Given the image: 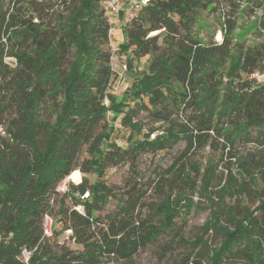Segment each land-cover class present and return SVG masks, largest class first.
<instances>
[{
  "label": "trees",
  "instance_id": "trees-1",
  "mask_svg": "<svg viewBox=\"0 0 264 264\" xmlns=\"http://www.w3.org/2000/svg\"><path fill=\"white\" fill-rule=\"evenodd\" d=\"M102 1L7 0L4 10V0H0V90L9 87L6 95L16 109L6 122V136H0V264H25L20 258L23 249L31 252L27 264L54 261L41 251L45 216L51 218V226L54 220L61 231H70L81 247L80 253L67 252L56 256V261L96 264L106 254L131 262L140 249L175 228L179 205L185 200L180 196L183 189L177 186L186 187L191 179L173 164L167 171L172 179L162 184V189L172 188L170 194L136 224L133 212L142 199L140 190L131 186L126 200L117 198L112 187L99 180L108 164L126 161L134 170L142 152L171 149L179 141L185 142L181 157L186 158L190 149L214 138L210 133L232 145L251 142L256 131L254 141L264 146V86L247 78L264 65V43L232 44L234 17L219 22L220 43L198 38L200 16L215 15L220 0L141 3L123 25V41L118 45L131 80L121 96L109 91L113 76L110 26ZM238 1L257 8L264 2ZM231 4L235 12L238 4ZM62 9L64 15L59 12ZM253 29L262 36L264 22ZM141 58L147 59L146 66L133 73V61ZM44 104L54 110L51 122L41 121ZM179 110H189L184 124L171 119ZM142 111L168 127L159 134L156 127L144 129L135 120ZM116 121L130 132L125 148L110 141ZM258 157L256 161L255 153L238 159L230 155L249 181L251 170L264 169V155ZM88 175L97 180L88 181ZM66 178L75 184L68 183L66 192L58 194L56 188ZM228 181L223 192L239 193L245 186V180L240 187L230 172ZM112 198L120 218H110L103 228L92 231L100 223L97 212ZM67 199L81 212L68 208ZM258 201L240 218L229 214L230 225L222 221L220 211L210 212L203 229L213 231L219 245L203 256L207 264H264V190ZM54 202H58L55 213Z\"/></svg>",
  "mask_w": 264,
  "mask_h": 264
},
{
  "label": "rangeland",
  "instance_id": "rangeland-1",
  "mask_svg": "<svg viewBox=\"0 0 264 264\" xmlns=\"http://www.w3.org/2000/svg\"><path fill=\"white\" fill-rule=\"evenodd\" d=\"M6 2L7 0H4L1 3L4 10L6 9V6H4ZM231 2L238 4V9L235 12ZM52 4V10L55 11L56 1H53ZM57 10H59L58 7ZM59 12L64 15L65 10L62 9ZM216 12L215 15L204 13L200 16L197 23L199 39H202L206 43L211 39L215 43H220L219 22H223L228 17H234L236 30L234 33L235 40L232 41V44L240 41L241 45L249 47L264 43V34L258 36V31L256 32L253 29L254 25L264 22V2L260 8H257L246 1L220 0ZM116 29H118V26ZM113 33L110 34L109 32L108 51L111 55L110 66L113 72L109 91L116 96H121L126 87L129 86L131 80L129 75L127 76L123 72L122 66L126 63L125 55L119 52L118 45L120 41L115 39V34ZM146 60V58H141L138 61H133V73L144 69ZM5 61L13 64L11 58H5ZM8 89L9 87L4 85L0 90V136L2 137L6 136L5 126L7 120L16 115V109L13 105L9 104V99L6 95ZM53 113L54 110L50 104H44L41 110V121L51 122L54 118ZM107 116L108 120L112 117L111 114ZM188 118L189 110H179L174 111L171 119L177 123L184 124ZM135 120L144 124V129L150 126L158 128V134L168 127L166 123L154 122L146 111L140 112L135 117ZM112 125L115 131L111 134L110 141L121 148H125L130 140L129 130L123 129L118 124V121ZM210 135L214 138L212 140L209 139L202 147L190 149L185 155L187 156L186 158L181 157L185 151V142L179 141L171 149H165L157 153L142 152L133 165L134 170H130V163L126 161L106 166L99 180L111 186L117 198H122V201L126 200L125 192L131 186H136V189L140 190L142 199L133 212V219L136 224L145 217L150 216L156 204L166 194H170L172 188L163 187L162 189V184L165 183L163 180L172 179L167 171L173 164L176 165L177 169L184 170L186 174H189L191 184L186 187H183L181 184L177 186L179 189H183V193L180 196H183L185 200L181 201L179 205L180 216L176 220L174 229L159 236L143 249H140L132 256L131 262L121 261L117 255L105 254L99 257L96 264H207L203 256L207 255V251L210 254L211 250L219 245V238L213 231L206 233L203 229V226L210 218V212L220 211L222 221L230 225L228 215L240 218L245 210H253L258 205L260 192L264 190V180L262 178L264 176V169L258 172L251 170L250 177L252 181H249V178L240 172L239 166L235 161L230 158V155L238 159L249 153H255V159L259 161L258 154L264 155V146H259L254 141L257 135L256 131H253L251 134L253 138L251 142H246V140L236 141L232 145H228L223 138H217L213 133H210ZM132 138L141 139L139 135H134ZM257 167H260V163ZM228 172L231 173L236 182L242 184H239L240 187L243 186V181L245 180V186H243V190L241 189L239 193L233 192L232 189L228 192H223V189L229 182ZM80 176L81 182L83 177L81 173ZM86 178L90 182L97 180V177L94 175H88ZM65 181L67 184H75L69 181L68 178ZM206 182L209 184L208 187H206ZM176 183L174 182L172 185ZM86 196L87 194L84 195V197ZM65 204L71 210L81 212L80 207H73L70 199H67ZM57 208L58 202H54V213L57 211ZM97 215L100 218V223L97 227H92V231L94 232L107 225L110 218H120L117 201L112 198L100 212H97ZM50 230V234H43V249H41L46 258L54 259L50 264H62L61 261L55 260L56 256L67 252H72L73 254L81 252V247L76 245L70 237L71 232L61 231L59 223L55 224L54 220H52ZM180 238L182 240H179ZM196 241L199 243L198 246L189 245ZM200 241L204 243V246L200 244Z\"/></svg>",
  "mask_w": 264,
  "mask_h": 264
},
{
  "label": "built area",
  "instance_id": "built-area-1",
  "mask_svg": "<svg viewBox=\"0 0 264 264\" xmlns=\"http://www.w3.org/2000/svg\"><path fill=\"white\" fill-rule=\"evenodd\" d=\"M146 2V0H103L102 8L104 10V16L110 26V34L117 28L121 29L124 24H127L128 21L134 16L135 11L139 8L141 3ZM122 14V18H119ZM120 26V28H119ZM123 41V38H122ZM121 41V42H122ZM123 72H126V64L122 66ZM247 78L250 82L257 86H264V65L262 68L253 70L247 75ZM67 183L63 180L56 188L58 193L66 192ZM44 235L50 234V224L51 218L48 216L44 217ZM31 257V252L23 249L20 254L21 260L27 264Z\"/></svg>",
  "mask_w": 264,
  "mask_h": 264
},
{
  "label": "crops",
  "instance_id": "crops-1",
  "mask_svg": "<svg viewBox=\"0 0 264 264\" xmlns=\"http://www.w3.org/2000/svg\"><path fill=\"white\" fill-rule=\"evenodd\" d=\"M119 18H122V15H120ZM119 28H120V26H119ZM113 32H114L113 34H115V36H114L115 39H118L121 42L122 41V38H123L121 29H115Z\"/></svg>",
  "mask_w": 264,
  "mask_h": 264
}]
</instances>
